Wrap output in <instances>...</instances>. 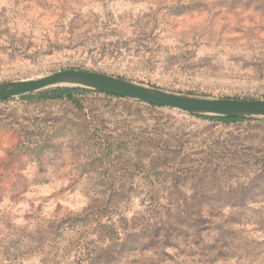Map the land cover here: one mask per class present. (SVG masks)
Wrapping results in <instances>:
<instances>
[{"label": "rangeland", "instance_id": "1", "mask_svg": "<svg viewBox=\"0 0 264 264\" xmlns=\"http://www.w3.org/2000/svg\"><path fill=\"white\" fill-rule=\"evenodd\" d=\"M64 69L264 99V0H0V82ZM79 98L0 101V264H264V118Z\"/></svg>", "mask_w": 264, "mask_h": 264}, {"label": "water", "instance_id": "2", "mask_svg": "<svg viewBox=\"0 0 264 264\" xmlns=\"http://www.w3.org/2000/svg\"><path fill=\"white\" fill-rule=\"evenodd\" d=\"M58 86L80 87L191 114L264 118V99L193 95L83 69H64L36 78L0 82V101Z\"/></svg>", "mask_w": 264, "mask_h": 264}, {"label": "trees", "instance_id": "3", "mask_svg": "<svg viewBox=\"0 0 264 264\" xmlns=\"http://www.w3.org/2000/svg\"><path fill=\"white\" fill-rule=\"evenodd\" d=\"M95 92L94 90H89V89H84V88H80V87H68V86H64V87H52V88H48V89H43L34 93H29L26 95H22L20 96V98L22 99H38V100H43V101H55V100H68L71 103H73L76 106H81L80 105V96L87 94V93H92ZM103 93V92H102ZM108 94V93H107ZM112 95V94H111ZM10 99H6V100H2V101H9ZM151 105V104H150ZM151 106H156V105H151ZM204 118H208V119H212V120H220L223 121L225 123H233V122H239V121H243L245 119H249V118H240V117H230V116H213V115H201ZM170 223V222H169ZM225 224V223H224ZM224 224H221V227L224 228ZM169 226H172L170 224H167ZM166 225V226H167ZM226 225V224H225ZM164 229L163 232H161L160 230L155 232H151V233H147L146 236H143L142 239L143 240H148L147 242H153L156 243L158 242L155 246H159V250H161V252L166 253V246H167V242L168 240L171 238V236H173L169 229H167L166 227L161 228ZM203 238V235L201 234V229H198L197 232L195 233V235H193V241L195 244L198 245V241L200 242V240ZM228 239H230V237H228V234H222L219 236H216L214 238V243L216 244L217 248H221L223 245V242H227L228 243ZM220 241H222V243L220 244ZM145 242V241H142ZM127 242L125 241L124 245ZM144 244V243H142ZM219 244V245H217ZM142 249L144 245H141ZM111 248V247H109ZM107 248L104 251H110V249ZM85 252V250H84ZM109 253V252H108ZM86 255L87 258H82L85 257ZM83 262H87L88 264H98L100 262V255H98L97 257L93 254L90 253H81L80 257H79V261L77 262V264H84Z\"/></svg>", "mask_w": 264, "mask_h": 264}]
</instances>
